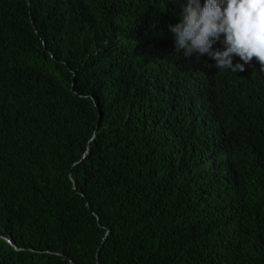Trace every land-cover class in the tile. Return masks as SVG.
<instances>
[{"label":"trees","instance_id":"16d2710c","mask_svg":"<svg viewBox=\"0 0 264 264\" xmlns=\"http://www.w3.org/2000/svg\"><path fill=\"white\" fill-rule=\"evenodd\" d=\"M180 10L0 0V264H264V68Z\"/></svg>","mask_w":264,"mask_h":264},{"label":"clouds","instance_id":"9594fccd","mask_svg":"<svg viewBox=\"0 0 264 264\" xmlns=\"http://www.w3.org/2000/svg\"><path fill=\"white\" fill-rule=\"evenodd\" d=\"M179 20L169 25L176 52L206 56L219 71H244L253 57L264 68V0H174ZM222 48L214 47L217 43ZM238 57L243 63L236 62Z\"/></svg>","mask_w":264,"mask_h":264}]
</instances>
